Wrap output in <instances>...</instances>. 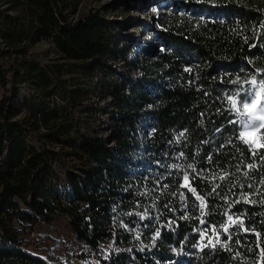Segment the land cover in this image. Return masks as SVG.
Returning <instances> with one entry per match:
<instances>
[{"label": "trees", "instance_id": "obj_1", "mask_svg": "<svg viewBox=\"0 0 264 264\" xmlns=\"http://www.w3.org/2000/svg\"><path fill=\"white\" fill-rule=\"evenodd\" d=\"M82 1L0 0V264H47L21 235L56 216L87 264H264V149L233 107L264 80V0H172L132 49ZM42 41L73 66L65 79L28 56ZM25 60L45 90L15 119Z\"/></svg>", "mask_w": 264, "mask_h": 264}, {"label": "rangeland", "instance_id": "obj_2", "mask_svg": "<svg viewBox=\"0 0 264 264\" xmlns=\"http://www.w3.org/2000/svg\"><path fill=\"white\" fill-rule=\"evenodd\" d=\"M172 0H83L81 7L84 9L102 7L107 17L114 22L118 29L120 49H132L148 45L152 41L153 32L159 28L157 23L158 15L170 9ZM80 7V5H79ZM42 62L48 68L55 72L61 71V79H65L69 74V68L61 59L56 49L50 42H39L29 49L28 56ZM27 56V57H28ZM18 76H16L17 91L12 97V109L15 119H23L29 116L31 106H41L42 97L46 82L39 76L26 73L30 65L29 60L19 61ZM6 64L0 61V67L3 70L5 79L9 76L5 70ZM49 82L51 79L49 78ZM100 92L105 86L101 82L97 84ZM8 86L0 84V98L7 94ZM258 88H252L249 92L258 91ZM248 96V95H247ZM104 100V101H103ZM105 103L104 110L108 100L105 95L102 96ZM240 108V107H238ZM100 119H107L108 114L101 112ZM239 122L246 117L239 116ZM243 131L240 122V132ZM252 141L256 140V134H249L245 137ZM49 181L57 188L66 185V171L59 161H53V169L50 173ZM23 248L26 252L42 259L47 264H87L88 253L85 252V261L78 258V254L84 249L79 243L72 240V236L66 227V220L63 217L56 216L50 224H39L32 231L26 229L21 235ZM72 240V241H71ZM74 251V252H73ZM77 255H76V254ZM95 264V261L92 262Z\"/></svg>", "mask_w": 264, "mask_h": 264}, {"label": "snow or ice", "instance_id": "obj_3", "mask_svg": "<svg viewBox=\"0 0 264 264\" xmlns=\"http://www.w3.org/2000/svg\"><path fill=\"white\" fill-rule=\"evenodd\" d=\"M250 83L259 90L249 92L248 96L240 102L233 100V107L237 109L238 116L246 117L240 121L243 127V131L239 134L240 138L249 145V150L252 151L253 155H257L259 149H264V80L257 83L256 79L253 78ZM237 103L241 104V108H237ZM249 134H256V140L246 139L245 137ZM261 159H264V156ZM254 166L249 165V167ZM220 178L223 179L224 177L221 176ZM187 179L188 177L185 176V180ZM190 190L195 193V189ZM197 198L200 199V197ZM201 202L203 203V200ZM229 219L231 220L232 217Z\"/></svg>", "mask_w": 264, "mask_h": 264}, {"label": "built area", "instance_id": "obj_4", "mask_svg": "<svg viewBox=\"0 0 264 264\" xmlns=\"http://www.w3.org/2000/svg\"><path fill=\"white\" fill-rule=\"evenodd\" d=\"M74 252V251H73ZM76 254V253H75ZM77 255V254H76Z\"/></svg>", "mask_w": 264, "mask_h": 264}]
</instances>
